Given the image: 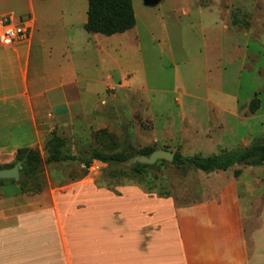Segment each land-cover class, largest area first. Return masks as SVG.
Here are the masks:
<instances>
[{"label": "rangeland", "instance_id": "rangeland-1", "mask_svg": "<svg viewBox=\"0 0 264 264\" xmlns=\"http://www.w3.org/2000/svg\"><path fill=\"white\" fill-rule=\"evenodd\" d=\"M133 5L135 27L112 36L85 29L88 0L37 5V32L51 41L32 58L31 75L40 68L46 89L72 88L48 95L61 115L52 111L45 138L31 148L45 159L57 137L64 151L81 159L93 151L132 158L145 148L208 156L264 143V1ZM50 22L53 35L46 32ZM3 160L0 169L22 166L15 156ZM230 185L240 199L254 262L264 258V164L205 173L164 160L137 173L122 162L94 161L88 169L82 161L44 162L25 185L21 179L0 182V210L78 212L74 242L90 264H149L154 235L151 228L141 230L150 220L139 216L163 208L138 191L180 208L219 200ZM121 211L127 220L119 218ZM77 259L85 257L78 252Z\"/></svg>", "mask_w": 264, "mask_h": 264}, {"label": "crops", "instance_id": "crops-1", "mask_svg": "<svg viewBox=\"0 0 264 264\" xmlns=\"http://www.w3.org/2000/svg\"><path fill=\"white\" fill-rule=\"evenodd\" d=\"M54 1L0 0V16H29L25 20L31 27L29 36L14 46L0 44L2 163L6 157H16L19 149L31 148L45 138L46 119L52 116V111L61 115L60 105H54L48 95L72 88L65 89L63 85L46 89L41 85L46 73L40 68L31 75L32 58H39L40 52L44 54L45 44L51 41L48 35L41 36L37 32L40 25L36 8L40 4L51 5ZM53 26L51 22L48 26L46 24V32L50 35H53ZM10 142L14 143L10 145ZM8 150L12 154L5 156ZM137 193L142 199L156 200L163 208L162 211H142L139 216L141 220H150V223L146 222L148 225H140L141 230L151 228L150 233L154 235L149 264H264L262 257L254 262L249 258L243 211L237 192L231 185L222 190L219 200H205L180 208H175L169 198L148 196L141 191ZM9 198L13 197L9 195ZM77 213L0 210V264H90L91 259L74 242L79 230ZM120 216V219L127 218L124 213L122 218ZM78 252L85 257L84 261L77 259Z\"/></svg>", "mask_w": 264, "mask_h": 264}, {"label": "trees", "instance_id": "trees-1", "mask_svg": "<svg viewBox=\"0 0 264 264\" xmlns=\"http://www.w3.org/2000/svg\"><path fill=\"white\" fill-rule=\"evenodd\" d=\"M136 25V14L133 0H88L87 21L85 29L90 33H99L106 36L125 33ZM64 141L55 137L49 144L48 155L44 159L40 152L32 148H21L17 151L15 160L20 162L21 183L25 185L30 179L37 176L43 163H57L68 161H82L85 167L90 168L94 161H100L106 164H118L130 159L120 153L106 154L99 151H93L87 158H79L74 154H69L63 150ZM155 150L145 148L138 154L150 155ZM159 160L155 164L136 163L132 168L137 173H144L147 167L156 166L163 163ZM172 163L177 165H191L197 170L205 173L227 171L232 166H260L264 164V143H258L245 148L226 150L219 154L203 156L196 154L193 156H184L175 153ZM14 164H7L5 168H12ZM6 181V180H0Z\"/></svg>", "mask_w": 264, "mask_h": 264}, {"label": "built area", "instance_id": "built-area-1", "mask_svg": "<svg viewBox=\"0 0 264 264\" xmlns=\"http://www.w3.org/2000/svg\"><path fill=\"white\" fill-rule=\"evenodd\" d=\"M28 20L16 17L13 14L0 16V44L12 47L17 42L27 38L30 33Z\"/></svg>", "mask_w": 264, "mask_h": 264}, {"label": "water", "instance_id": "water-1", "mask_svg": "<svg viewBox=\"0 0 264 264\" xmlns=\"http://www.w3.org/2000/svg\"><path fill=\"white\" fill-rule=\"evenodd\" d=\"M175 157V152L159 149L154 152H152L150 155H136L126 161H123L122 163L126 166H132L136 163L141 164H155L159 160H167L170 162H173ZM20 167L19 165H15L12 168H2L0 169V180L4 179H14L19 180L20 179Z\"/></svg>", "mask_w": 264, "mask_h": 264}]
</instances>
